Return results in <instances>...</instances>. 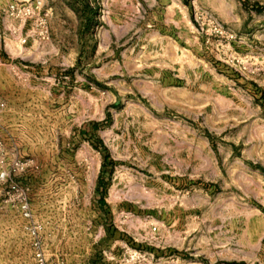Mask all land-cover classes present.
<instances>
[{
	"label": "rangeland",
	"instance_id": "1",
	"mask_svg": "<svg viewBox=\"0 0 264 264\" xmlns=\"http://www.w3.org/2000/svg\"><path fill=\"white\" fill-rule=\"evenodd\" d=\"M8 1L0 145L36 168L16 176L30 220L0 201V264H34V238L62 264H168L157 239L177 217L236 226L224 264H264V0H39L46 40Z\"/></svg>",
	"mask_w": 264,
	"mask_h": 264
},
{
	"label": "built area",
	"instance_id": "2",
	"mask_svg": "<svg viewBox=\"0 0 264 264\" xmlns=\"http://www.w3.org/2000/svg\"><path fill=\"white\" fill-rule=\"evenodd\" d=\"M3 12L11 22L22 24L24 27L27 23H31L34 26L35 36L39 40L47 39L46 18L41 13V2L39 0H10ZM11 28L14 33H17L15 26ZM3 109L4 103H0V112ZM33 168H36V166H33L32 161L20 160L16 157L8 158L5 149L0 145V201L3 206L17 207L26 220L32 218L28 203V189L17 181L16 176ZM28 230L35 232L32 228ZM152 232L155 233L156 228H152ZM31 245L33 247L34 264H62L58 260L55 262L48 261L37 239L34 238ZM137 252L130 256L127 264H142L146 261V257ZM111 260L113 261L114 258H111Z\"/></svg>",
	"mask_w": 264,
	"mask_h": 264
},
{
	"label": "crops",
	"instance_id": "3",
	"mask_svg": "<svg viewBox=\"0 0 264 264\" xmlns=\"http://www.w3.org/2000/svg\"><path fill=\"white\" fill-rule=\"evenodd\" d=\"M185 218H187L186 215ZM179 220V217L174 219L170 225L168 236H161L157 239L158 245L164 250L158 253L164 255L160 259L165 260V256L168 254H171L167 257L170 260L167 262L168 264H192L195 261L199 262L195 264H224L226 260L238 259L243 244L236 232L238 229L236 226H229V228L223 225L214 227L207 223L198 224L192 218L191 220L184 219L182 222ZM212 229H217V235L213 239L208 235ZM225 232H231L232 236H225ZM229 245L233 250L232 253L227 251ZM180 251H184L185 254L180 253ZM248 254V256H252L253 251L248 252ZM148 263L147 261L146 264Z\"/></svg>",
	"mask_w": 264,
	"mask_h": 264
},
{
	"label": "trees",
	"instance_id": "4",
	"mask_svg": "<svg viewBox=\"0 0 264 264\" xmlns=\"http://www.w3.org/2000/svg\"><path fill=\"white\" fill-rule=\"evenodd\" d=\"M84 8H86L87 10L88 8V3H84ZM89 13V12H88ZM110 124V114L109 112H106L105 114V118L99 122H94L92 124V129L94 131H97L103 127H106ZM95 149L96 151L101 155L102 157V163H101V169L98 173V176L96 178V182H95V187H94V194L97 196V202L99 204L100 207H104L105 201L103 199V197H101V192L103 189L106 188V186L109 184L110 181V176L113 172L112 168L109 169L108 174H105V168L107 164H112L110 161V156L108 153V150L106 148V146L103 144V142L100 139H96L95 141Z\"/></svg>",
	"mask_w": 264,
	"mask_h": 264
}]
</instances>
